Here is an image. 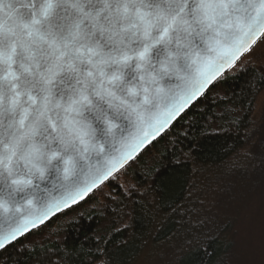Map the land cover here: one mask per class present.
<instances>
[{
	"label": "clouds",
	"instance_id": "obj_1",
	"mask_svg": "<svg viewBox=\"0 0 264 264\" xmlns=\"http://www.w3.org/2000/svg\"><path fill=\"white\" fill-rule=\"evenodd\" d=\"M264 37V0H0V229L83 187Z\"/></svg>",
	"mask_w": 264,
	"mask_h": 264
},
{
	"label": "trees",
	"instance_id": "obj_2",
	"mask_svg": "<svg viewBox=\"0 0 264 264\" xmlns=\"http://www.w3.org/2000/svg\"><path fill=\"white\" fill-rule=\"evenodd\" d=\"M263 91L255 66L230 70L85 201L0 251V264H134L145 254L239 264L233 218L264 199V134L253 124Z\"/></svg>",
	"mask_w": 264,
	"mask_h": 264
},
{
	"label": "snow or ice",
	"instance_id": "obj_3",
	"mask_svg": "<svg viewBox=\"0 0 264 264\" xmlns=\"http://www.w3.org/2000/svg\"><path fill=\"white\" fill-rule=\"evenodd\" d=\"M254 41V39H253ZM252 41V42H253ZM248 46L241 50L236 51L230 56V59L220 65L216 70L209 74H205L201 79L192 82L183 91L179 98L174 100L172 105L163 113H161L154 121L149 124L141 134L133 138L126 144L118 156L114 157L107 167L98 170L92 175L91 179L85 183L83 187L77 188L74 191H69L64 197L58 199L55 203L50 204L49 207L42 212L39 216L25 218L20 221L16 227L10 230L0 231V249L4 248L8 243L22 235L30 228L36 227L38 224L44 222L49 216L54 215L56 212L62 210L84 199L95 188L102 185L106 180L113 176L116 172L122 169L126 162L134 158L139 150L142 149L147 143H150L164 130H166L170 123L180 115L196 98L203 95L206 86L211 83L218 74H220L226 67H231L235 60L239 57L242 51H246Z\"/></svg>",
	"mask_w": 264,
	"mask_h": 264
},
{
	"label": "rangeland",
	"instance_id": "obj_4",
	"mask_svg": "<svg viewBox=\"0 0 264 264\" xmlns=\"http://www.w3.org/2000/svg\"><path fill=\"white\" fill-rule=\"evenodd\" d=\"M247 66H255L264 73V37L237 62L231 72H238ZM253 124L255 134L257 132L264 134V91L256 101ZM210 187V189L213 188L212 185ZM204 198L207 202H205L203 207L208 208L210 206V194L207 193ZM251 201L247 209L241 208V214L238 218L233 213V216L236 215V219H233L235 223L237 222L235 224L237 230L235 244L238 245V253L240 255L237 262L239 264H264V199L257 197ZM212 213L217 217L224 215L220 212L218 214L216 212ZM153 259L154 256L145 254L139 257L134 264H152Z\"/></svg>",
	"mask_w": 264,
	"mask_h": 264
},
{
	"label": "water",
	"instance_id": "obj_5",
	"mask_svg": "<svg viewBox=\"0 0 264 264\" xmlns=\"http://www.w3.org/2000/svg\"><path fill=\"white\" fill-rule=\"evenodd\" d=\"M261 36H258L254 39L253 42H251L248 45V48L246 51H242V53L239 55V57L235 60V62L232 64L231 67H226L220 74H218L216 76V78L209 83L206 86V89L203 93V95L209 90V88L218 80L220 79L224 74H226L227 72H229L236 64L237 62L248 52L251 50V48L261 39ZM203 95H200L198 98H196L188 107L185 108V110L183 112L180 113L179 116H177V118L175 120H173L169 127L164 130L159 136H157L154 140H152L150 143H147L145 146L142 147L141 150L138 151V153L134 156V158L130 159L129 161L126 162L125 166L120 169L118 172H116L113 176H111L108 180H106L102 185L98 186L97 188H95L92 192H90L84 199L79 200L78 202L71 204L70 206L63 208L62 210L56 212L54 215L49 216L47 219L44 220L43 223L38 224L36 227L30 228L28 231H26L25 233H23L22 235H19L16 239H14L13 241H11L10 243H8L4 248L8 247L9 245L14 244L15 242H17L18 240L22 239L23 237H25L26 235H28L29 233H31L34 230H37L39 228H41L42 226H44L47 222H49L50 220H52L54 217L60 215L61 213L75 207L76 205L82 203L83 201H85L91 194H93L97 189H99L100 187H102L107 181H109L111 178H113L115 175H117L119 172H121L125 167H127L129 164H131L136 158H138L146 149H148L153 143H155L162 135H164L170 128L171 126L191 107L193 106ZM0 231H4L3 229H0ZM4 248L0 249V251H2Z\"/></svg>",
	"mask_w": 264,
	"mask_h": 264
}]
</instances>
